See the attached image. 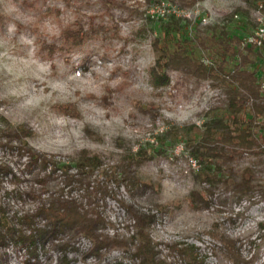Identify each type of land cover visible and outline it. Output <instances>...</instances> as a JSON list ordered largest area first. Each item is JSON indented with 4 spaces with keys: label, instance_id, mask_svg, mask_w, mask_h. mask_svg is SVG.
Here are the masks:
<instances>
[{
    "label": "rangeland",
    "instance_id": "rangeland-1",
    "mask_svg": "<svg viewBox=\"0 0 264 264\" xmlns=\"http://www.w3.org/2000/svg\"><path fill=\"white\" fill-rule=\"evenodd\" d=\"M258 2L199 0L181 9L168 0H0V133L26 125L29 146L70 164L72 171L86 156L98 154L101 167L111 169L127 153L144 148L151 158L135 171L148 186L134 198L122 184L104 180L101 168L90 178L91 185L98 181L109 188L111 195L97 203L116 230L127 235L124 226L131 223L117 201L124 199L155 214L151 236L170 264L178 263L168 249L174 242L196 245L204 264H231L212 234L216 231L235 238L253 264H264V131L254 130L251 145L239 149L235 163L237 172L250 168L252 196L239 200L218 185L207 206L194 208L190 191L206 185L195 180L200 165L185 143L198 131L188 128L195 124L202 130L205 111L221 106L223 95L181 67L169 68L167 80L159 84L149 72L153 40L172 16L181 27L177 36L191 40L196 57L208 62L197 37L206 40L210 28H217L240 39L241 46L253 43L249 38L264 21ZM80 28L84 38L73 43L67 35ZM247 68L255 71L264 94V48H253ZM175 128L180 129L177 137ZM0 162L21 173L19 188L33 185L15 149H0ZM13 186L10 176L4 177L0 198ZM33 206L26 202L25 207ZM73 242L70 264H132L121 249L96 256L86 238L76 236ZM0 254V264H57L60 256L48 243L35 257L11 243Z\"/></svg>",
    "mask_w": 264,
    "mask_h": 264
},
{
    "label": "trees",
    "instance_id": "trees-1",
    "mask_svg": "<svg viewBox=\"0 0 264 264\" xmlns=\"http://www.w3.org/2000/svg\"><path fill=\"white\" fill-rule=\"evenodd\" d=\"M168 1L184 9L193 7L199 0ZM259 1L264 8V0ZM180 29L179 20L172 16L164 25L162 36L154 38L155 60L149 69L152 82L166 81L169 68L181 67L187 74L208 80L209 85L223 95L221 106L205 111L202 130L195 124L188 128L198 131V136L188 138L185 143L190 156L200 165L195 180L206 185L202 190L190 191L189 203L194 208L207 206L218 185H223L239 200L249 199L254 193L250 168L243 167L237 172L235 163L241 156L239 149L251 145L254 130L258 127L264 131V120H260L264 118V94L255 71L247 68L253 48H264V42L259 46L253 43L241 46L240 39L230 38L225 30L210 28L206 40L197 37L208 52V62H205L196 57L191 40L177 36ZM67 37L77 44L84 38L83 29L68 33ZM173 132L177 137L180 129L175 128ZM30 135V128L24 124L0 133V149H15L20 158L24 157V169L33 181V185L19 188L21 173L13 172L6 163L0 162V187L8 175L16 185L5 191L6 198H0V248L9 243L19 245L35 257L38 247L48 243L60 253L57 264H70L67 253L75 249L73 238L82 236L91 244L89 252L96 256H101L104 251L121 249L131 258L132 264H170L165 256H161L158 243L151 236L156 221L151 209L145 211L118 199L131 221L124 226L128 232L125 235L116 230L99 209L97 202L99 198L111 195L109 188L104 182L90 184L94 171L101 168L104 180L116 182L117 186L122 184L134 198L148 186L135 171L151 158L146 149L127 153L111 169L101 167L98 154L86 156L75 163L72 171L70 164L54 160L52 155L29 146L27 138ZM35 168L39 171L34 173ZM53 176L58 181L51 189L49 181ZM28 200L33 201V207H25ZM12 203L16 204V209ZM156 206L160 211L166 210L165 204ZM212 234L222 242L224 256L231 264H253L251 257L241 254L235 238L220 231ZM168 249L177 256V264L205 263V256L194 244L174 242Z\"/></svg>",
    "mask_w": 264,
    "mask_h": 264
},
{
    "label": "built area",
    "instance_id": "built-area-1",
    "mask_svg": "<svg viewBox=\"0 0 264 264\" xmlns=\"http://www.w3.org/2000/svg\"><path fill=\"white\" fill-rule=\"evenodd\" d=\"M249 40L258 46L262 43V41H264V21H261L259 23V26L255 31V34L251 35Z\"/></svg>",
    "mask_w": 264,
    "mask_h": 264
}]
</instances>
